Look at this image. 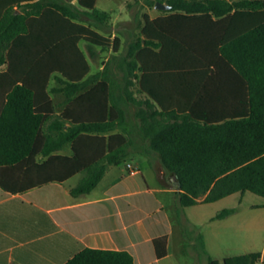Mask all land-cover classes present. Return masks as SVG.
I'll list each match as a JSON object with an SVG mask.
<instances>
[{
	"label": "trees",
	"instance_id": "trees-1",
	"mask_svg": "<svg viewBox=\"0 0 264 264\" xmlns=\"http://www.w3.org/2000/svg\"><path fill=\"white\" fill-rule=\"evenodd\" d=\"M157 1L170 4L171 13L153 19L145 15L126 52L119 53L122 36H111L112 14L97 8V0H78L77 5L0 0V67L8 68L0 104L4 189L24 191L83 171L71 192H90L108 165L126 159L132 138L107 133L126 130L133 104L139 131L177 179L182 207L234 192L264 196V0L146 3ZM82 39L92 56L96 47L113 52L97 72L89 73ZM52 73L65 84L61 90L68 102L47 123L50 92L60 90H47ZM68 143L73 156L52 154ZM40 152L49 157L33 163ZM29 160L42 170L41 179L21 181L8 173ZM235 211L223 208L215 218ZM198 238L196 247L207 255V264H257L261 259L260 251L215 259L202 233ZM64 264L135 263L127 250L84 248Z\"/></svg>",
	"mask_w": 264,
	"mask_h": 264
},
{
	"label": "crops",
	"instance_id": "crops-1",
	"mask_svg": "<svg viewBox=\"0 0 264 264\" xmlns=\"http://www.w3.org/2000/svg\"><path fill=\"white\" fill-rule=\"evenodd\" d=\"M53 1L78 4V0ZM126 3L128 7L130 0ZM148 7L150 16L146 15L150 19L171 13L168 11L171 7ZM111 24V36H122L121 28H116L112 18ZM163 25L185 27L182 22L173 21H163ZM169 36L180 38L181 34L169 31ZM82 42L87 46L83 39L79 44ZM7 70L5 64L0 67V104ZM94 72L90 69L89 73ZM56 81V73H52L47 90L55 86L60 90L50 92L46 103L47 123L61 113L68 102L61 90L65 84ZM112 133L115 131L107 135ZM125 134L133 140L126 159L121 164L108 165L90 192L78 195L71 192L84 176L83 171L24 191L11 192L0 185V264H64L84 248L127 250L135 264H196L201 258L207 264V255L196 247L199 233L203 234L212 258L221 260L231 256L216 255L212 247L219 250L229 236L231 217L237 208L226 217L215 218L219 210L213 208V203L224 197L182 207L176 194L177 179L164 166L159 153L149 147V141L140 131ZM52 154L73 156L74 152L68 143ZM82 154L84 157V148ZM48 157L40 152L32 161L42 163ZM33 163L29 160L7 171L21 181L39 180L43 177L42 170ZM128 163L137 167V173L130 172ZM261 254L259 262L264 264V253Z\"/></svg>",
	"mask_w": 264,
	"mask_h": 264
},
{
	"label": "rangeland",
	"instance_id": "rangeland-1",
	"mask_svg": "<svg viewBox=\"0 0 264 264\" xmlns=\"http://www.w3.org/2000/svg\"><path fill=\"white\" fill-rule=\"evenodd\" d=\"M126 1L128 0H98L96 4L97 8L111 12L114 25H116V28L121 27L122 45L119 53L126 52L129 42L143 26L145 15L149 14L150 16L146 0H130L128 7ZM80 47L89 57L90 69L95 72L103 68L104 63L113 56V52L110 49L102 50L96 47L95 54L92 56L83 42ZM135 110L136 106L130 105L126 130L118 127L114 130L115 133L126 135L125 133L139 131V121L135 115ZM263 204L264 196L252 191H246L244 194L236 192L214 202L213 208L215 207L216 210L236 207L237 211L231 217L230 226L232 229L229 230V236L221 243L222 246L219 250H217L216 246H213L212 251L219 256L222 253L235 255L250 251H261L264 253ZM196 264H204L202 258L201 262ZM257 264L261 263L258 262Z\"/></svg>",
	"mask_w": 264,
	"mask_h": 264
},
{
	"label": "water",
	"instance_id": "water-1",
	"mask_svg": "<svg viewBox=\"0 0 264 264\" xmlns=\"http://www.w3.org/2000/svg\"><path fill=\"white\" fill-rule=\"evenodd\" d=\"M155 6L158 7V8H163V9H168V8L171 7L170 4H166V3L161 2V1H157Z\"/></svg>",
	"mask_w": 264,
	"mask_h": 264
},
{
	"label": "built area",
	"instance_id": "built-area-1",
	"mask_svg": "<svg viewBox=\"0 0 264 264\" xmlns=\"http://www.w3.org/2000/svg\"><path fill=\"white\" fill-rule=\"evenodd\" d=\"M127 166L129 167L131 173H137L138 169L132 163H128Z\"/></svg>",
	"mask_w": 264,
	"mask_h": 264
}]
</instances>
